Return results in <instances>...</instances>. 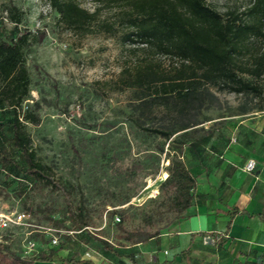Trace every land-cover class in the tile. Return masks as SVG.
<instances>
[{
  "label": "rangeland",
  "instance_id": "374dc122",
  "mask_svg": "<svg viewBox=\"0 0 264 264\" xmlns=\"http://www.w3.org/2000/svg\"><path fill=\"white\" fill-rule=\"evenodd\" d=\"M206 1L220 13L242 11L249 4V0ZM4 5H14L22 12L19 27L33 37L24 50L30 93L22 111L29 109L40 118L38 125L26 124L25 128L36 155L51 167L55 188L27 180H8L6 185L0 175V242L6 243L16 255L33 258L41 248L45 249V240L55 237L54 250L59 249L61 258L118 264L97 240L82 234L67 241L63 236L66 232L53 226L49 217L70 226L66 220L69 206L83 207L90 220L87 231L113 246L119 244L116 224L120 218L126 230L158 231L162 235L181 230L177 234L181 249L189 243V237L182 232L186 228L211 230L209 219L193 218L190 223L180 224L188 217L177 219L167 212L170 193L160 189L168 165L165 154L159 151L163 140L132 122V93L115 84L121 69L135 60L127 48L114 36L72 34L58 23L57 13L43 0H0L3 17ZM82 7L91 12L94 4L85 0ZM113 13L104 10L102 18L110 19ZM9 29L10 25L3 28L0 37L6 36ZM162 65L170 69L175 62L164 59ZM261 83L264 85V79ZM212 91L218 104L204 110L201 123L195 127L198 130L195 137H201L199 147L184 148V159L198 182L194 205L187 213L191 216L200 211L203 215L205 211L207 216L216 215L215 226L224 229L227 223L222 222L223 213L219 217L220 207L226 211V221L233 217L237 225L244 226L246 218L242 214L236 217L234 210L236 206L243 208L246 201L238 205L235 202L240 188L250 181L254 183L255 170L246 172V163L253 159L257 168L264 165V94L263 100L257 101ZM258 105H262L263 111L239 114L241 106ZM160 123L159 117H154L144 121L143 127L157 128ZM166 148L167 143L165 152ZM227 151L230 164L225 167L227 164L222 162L218 166V161H225ZM234 164L239 170L228 177ZM246 206L250 210L253 203ZM18 214L22 215L23 224L1 227L4 217ZM261 223L253 220L248 231L253 237H261L258 249L264 242V230L260 229L264 222ZM244 230L236 226L233 234H243ZM28 241L37 244L33 252L25 249ZM203 246L213 244L206 240ZM167 249L170 259L181 251L178 247ZM130 250L120 247L119 251L125 254ZM58 256L54 263H59ZM185 257L184 264H189V255ZM121 259L122 264H139L134 254L133 259Z\"/></svg>",
  "mask_w": 264,
  "mask_h": 264
},
{
  "label": "trees",
  "instance_id": "16d2710c",
  "mask_svg": "<svg viewBox=\"0 0 264 264\" xmlns=\"http://www.w3.org/2000/svg\"><path fill=\"white\" fill-rule=\"evenodd\" d=\"M43 1L57 13L58 23L72 34L114 36L135 58L121 69L115 84L132 93V122L163 140L159 151L165 154L168 165L160 189L170 193L167 212L175 214L177 219L187 217L194 205L198 182L184 159V148L199 147L201 137H195L198 133L195 127L201 123L202 112L218 104L212 90L263 100L264 0H249L242 11L225 13L209 6L206 0H89L94 4L91 12L82 7L85 0ZM3 8L6 16H0V32L8 25L10 29L6 36L0 37L2 182L27 180L55 188L51 167L36 155L25 128L26 124L38 125L40 118L29 109L22 111L30 93L24 50L31 45L33 37L29 31L20 29L23 14L17 7L4 5ZM104 10L113 11V17L102 18ZM164 59L175 65L165 69ZM253 110L263 111V107L241 106L239 114ZM154 117H159L160 125L144 128L143 122ZM222 162V159L218 161V166ZM232 172L227 176L231 177ZM258 216L264 218V213ZM49 220L56 229L66 232L63 236L67 241L82 234L97 240L118 264L123 263V257L133 259L134 246L162 235L158 231L126 230L120 218L116 224L119 244L113 246L87 231L90 220L81 206H69L66 217L69 227H65L63 220L51 217ZM50 239L45 240V249L41 248L33 258L16 255L6 243L0 242V264L52 263L59 249L54 250ZM120 247L131 250L124 254ZM58 260L60 264H94L59 256ZM243 264H264V254Z\"/></svg>",
  "mask_w": 264,
  "mask_h": 264
},
{
  "label": "crops",
  "instance_id": "0c3cea01",
  "mask_svg": "<svg viewBox=\"0 0 264 264\" xmlns=\"http://www.w3.org/2000/svg\"><path fill=\"white\" fill-rule=\"evenodd\" d=\"M227 154L228 151L225 152L224 155L225 161H223V164H227L225 165V167L230 164L226 157ZM237 164L232 165L234 167L232 169V176L237 170H239V168H237ZM257 166L254 173V183H251L250 181L249 184H246L244 187L242 186L239 190L238 199L235 202L238 205L243 200L246 201L243 208H238V206H236L234 210V213H236V217L242 214L241 216H243L244 219L246 218L244 226L243 224L237 225V220L233 217L226 221V211L225 209H221L220 207H218V213L220 214L219 217H222L221 213H223L224 219L222 220V222H230V228L228 230L227 226L224 229L217 228V226H215L213 221H217L216 215L207 216L205 214V211L202 215L199 210V212L193 213L191 216L189 215V213H187L188 218L181 221L180 224L185 222L190 223L193 221V218H196L195 220H200L201 217H204L206 220L209 219L211 221V230H198L197 228H186L185 230H183L182 232L187 234V236L189 237L187 248L181 249V241L179 239L180 235H177L178 231L181 230H178L176 232L171 231L169 233L161 235L159 238L153 239L146 244L136 245L133 247V249L137 251V253H134V257L138 258L139 264H161L164 262L170 264H184V261L187 259L185 257L184 251H186L189 255V264H243L246 261H254V258L261 253L264 254V242L262 244L263 247L261 249H258V244L262 243L260 241L261 237H253L248 232L249 230H251L250 224H252L253 220H259L260 222H262L261 224H263L264 222V218L255 216L264 213V165H260L259 168H257ZM242 174L246 173L242 171ZM255 187L256 189L254 190ZM252 203V210H249V208H245L247 207L246 205L250 207ZM236 226H239L241 230L245 229L243 231V234H233ZM260 229H262L263 231L264 227L261 226ZM202 233H205L204 236L201 235ZM206 240H210L213 246L204 247L203 244H205ZM167 247H178V249H181V251L176 254L174 258L170 259L168 258L170 252L168 251ZM122 260L124 262V259ZM34 264L60 263L35 262Z\"/></svg>",
  "mask_w": 264,
  "mask_h": 264
},
{
  "label": "built area",
  "instance_id": "2783aa9c",
  "mask_svg": "<svg viewBox=\"0 0 264 264\" xmlns=\"http://www.w3.org/2000/svg\"><path fill=\"white\" fill-rule=\"evenodd\" d=\"M257 166V163L255 160L250 159L246 165L244 170L248 173L253 172ZM11 224L13 225H20L23 224V217L22 215H14L13 217H4L2 220L1 227L2 228H8ZM57 244V239L55 237H51L50 239V245L55 246ZM37 244L34 241H28L27 245L25 246V249L27 252H33L36 250ZM86 256H89L88 253H86Z\"/></svg>",
  "mask_w": 264,
  "mask_h": 264
}]
</instances>
